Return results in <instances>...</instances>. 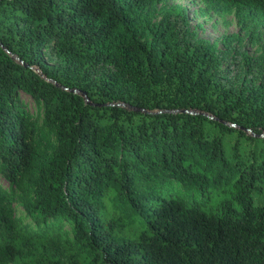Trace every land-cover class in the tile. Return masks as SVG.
Wrapping results in <instances>:
<instances>
[{"label": "trees", "instance_id": "obj_1", "mask_svg": "<svg viewBox=\"0 0 264 264\" xmlns=\"http://www.w3.org/2000/svg\"><path fill=\"white\" fill-rule=\"evenodd\" d=\"M157 1L0 0V264H264V56L225 36L220 68ZM207 1L264 28V0Z\"/></svg>", "mask_w": 264, "mask_h": 264}, {"label": "rangeland", "instance_id": "obj_2", "mask_svg": "<svg viewBox=\"0 0 264 264\" xmlns=\"http://www.w3.org/2000/svg\"><path fill=\"white\" fill-rule=\"evenodd\" d=\"M180 8L182 16L185 18V28L192 32L197 38L206 40L213 44L219 53L220 68H224L226 64H230V69L233 67L237 57V51L234 49H227L221 41L225 36L237 35L240 39V44L243 51L251 57L261 58L264 56V49L260 43L264 41V28L259 24H250L254 27L255 38L251 39L249 31L241 27L238 17L234 9H226L219 4L210 3L207 0H162L152 4L147 10L142 11L147 18L148 24H156L161 20L166 10L175 11L173 8ZM184 27L182 26L181 31ZM140 39L148 40L146 36H141ZM50 63V62H48ZM51 64V63H50ZM33 70L39 74L38 70L33 67ZM224 76L229 77V72L224 73ZM17 100L28 115L31 123H33L37 130L36 143L41 149L44 140L53 143L51 133L41 123V107L35 104L28 96L19 93ZM0 188L7 190L8 185L0 177ZM12 208L14 217L18 224L34 226V222L26 216L25 206L31 201V187L28 180H25L20 189L14 191ZM179 196L187 198L188 194L177 192ZM68 235V226L63 225L62 228Z\"/></svg>", "mask_w": 264, "mask_h": 264}]
</instances>
